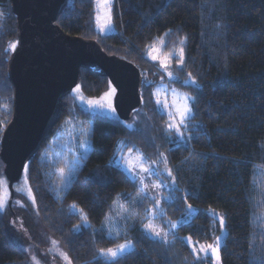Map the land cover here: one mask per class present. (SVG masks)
I'll return each instance as SVG.
<instances>
[{
    "label": "trees",
    "instance_id": "1",
    "mask_svg": "<svg viewBox=\"0 0 264 264\" xmlns=\"http://www.w3.org/2000/svg\"><path fill=\"white\" fill-rule=\"evenodd\" d=\"M113 22L115 32L102 35L93 0H68L57 25L134 64L144 78V106L130 129L71 106L72 94L62 100L55 126L25 168L38 225L70 264H211L197 260L184 238L212 243L223 217L220 264H264V0H115ZM16 23L11 0H0V142L13 115L8 61L17 44ZM159 41L164 56L184 49L183 65L171 78L146 60ZM162 73L177 85L196 88L184 141L167 129L155 101ZM109 85L108 79L81 70L84 95L97 97ZM121 143L124 153L140 149L172 185V201L163 202L167 218L177 220L195 210L167 242L142 229L153 201L116 164ZM56 151L67 159L87 152L64 192L53 171L62 165L52 162ZM3 168L0 159V179ZM14 187L13 202L18 198ZM73 205L79 213L71 212ZM115 206L135 209L137 218L124 233L116 221L118 233L110 236L104 225L119 214ZM20 211L13 216L0 210V264H27L12 237L22 227ZM126 242L132 249L117 260L100 256L101 250Z\"/></svg>",
    "mask_w": 264,
    "mask_h": 264
},
{
    "label": "water",
    "instance_id": "2",
    "mask_svg": "<svg viewBox=\"0 0 264 264\" xmlns=\"http://www.w3.org/2000/svg\"><path fill=\"white\" fill-rule=\"evenodd\" d=\"M67 4L68 0H11L17 19V45L8 61L14 103L0 142L10 209L14 186L50 135L62 100L79 85L81 70L109 80L121 121H131L144 106V78L134 64L109 55L95 40L66 34L57 25Z\"/></svg>",
    "mask_w": 264,
    "mask_h": 264
},
{
    "label": "rangeland",
    "instance_id": "3",
    "mask_svg": "<svg viewBox=\"0 0 264 264\" xmlns=\"http://www.w3.org/2000/svg\"><path fill=\"white\" fill-rule=\"evenodd\" d=\"M94 2V11H95V19H96V2ZM115 0H111V26L105 28L103 31H101L100 26H98L96 22V28L98 32H100L102 35H109L115 32V25L113 22V8H114ZM17 44H15L16 47ZM13 47V51L15 49ZM160 50L159 56L160 58H163L164 55L162 54L163 45L160 44V41L153 46ZM179 52V51H178ZM178 52L173 55L169 62H168V68L167 71L163 67H161L159 63V59L153 60L151 56L147 53L146 60L151 63L157 70H161L164 72H173V69H180L183 65L180 62ZM173 58L175 60H173ZM173 62V63H172ZM172 73V74H173ZM163 74V82L158 84L154 90L155 95V101L157 103V99L159 98L161 101V104L158 105L160 111L162 114H164L167 118V129L169 131L175 132L179 140L184 141L186 139V136L184 135L185 132V125H187L188 119H190L193 115V103L195 100V90L196 88L190 87V86H184V85H177L173 80L168 79V77ZM79 88V92L76 91V89ZM113 89L112 85L107 86L105 91L97 96V97H88L84 95L81 87L78 85L74 90L72 91V95L69 96L67 103L71 106L74 105L76 109L83 108L84 110L94 114L98 115L100 117H106L113 121L121 122L126 127L132 129L134 128V123L136 121V118H133L129 122H123L121 121L116 113L113 107V99L115 93L111 96V108L108 106L107 100H102L101 98L105 97L106 94L110 93ZM173 91H175V96L173 95ZM157 93H159V96L157 97ZM180 97H187V104L189 108L191 109V112L188 114L187 119L185 120L184 125L179 124V116L175 115V109L171 107L174 100L177 101V103H183V101L179 100ZM100 101L104 106L100 107L99 105H89L88 101ZM164 101H167L169 107L164 108L163 103ZM169 112L173 113V116H169ZM170 123L177 124L180 129V134L177 133L175 129H169L168 125ZM124 145L120 144V150L116 157V164L121 167L122 170L125 171V173L129 176L130 179L137 182L138 187L140 189L141 195L143 197H146L153 201V205L150 208L149 212L146 215V218L144 219L142 229L143 231L153 239L161 240L159 237H155L153 234H150L149 232L145 231L144 225L149 223V221L152 222V224L156 227L158 231L163 233H168L167 240L170 235L175 234L177 228L183 224L188 223L192 216L195 214V210H188L184 217L179 218L177 220H172L170 218H167L164 210H163V202H171L173 199V193H172V185L168 182V180L164 177L163 172L160 168L157 167V165L149 161L145 158L144 154L141 152L140 149H134L132 151H129L127 153L123 152ZM86 148L90 149V141H88ZM87 153V152H86ZM86 153H82L80 155H74L69 157L67 159L66 153L63 155L60 151H56L53 155L52 162L54 165L57 163H61V166H53V171H56V175L59 181V190L61 192H64L67 190L71 180L75 177L77 170L82 165L83 158H85ZM140 155L143 158V164L145 167L149 168L150 172H140L139 168H133L132 171L128 170V162L131 161L133 163H136V157L137 155ZM63 157V159H62ZM62 159V160H61ZM57 165V164H56ZM1 179H0V198L4 201L3 209L1 210L3 213L10 212L13 216H15L14 210H20L22 211V214L19 212V216H21V222L22 227L20 229L14 230V234H12V237L14 241L17 243V245L24 250V252L27 255V264H69L68 259L65 260L64 256H66V253L60 249L57 241L52 238L41 226L38 225L36 221V217L32 213V208L30 207L33 203L32 194L29 196V186L27 181V173L26 170L23 173L22 179L20 182L16 185V192L18 194V198L13 202L12 208L10 209L8 206L9 198H10V192L8 189V182L4 176L3 173H1ZM144 180V185L142 186L140 184V179ZM153 185H160L159 188L153 187ZM31 192V191H30ZM155 198V199H153ZM26 201V203H25ZM116 209L119 208L120 212L119 214L115 216V219L112 220V218L109 219V221L105 222L104 228L108 235L115 236L116 233H118V226L120 229L119 233H124L127 231V224L134 221L136 217V210H131L124 208L122 206L118 207L115 206ZM23 211H26L25 214ZM72 213H79V210L77 208L71 209ZM117 221V225H116ZM172 224H175L176 227L172 228ZM225 236L224 228L221 230L220 228V235L217 237L221 238V245L223 243ZM188 237L184 238V241L187 243V245L190 247V250L192 251V245L188 242ZM216 239V238H215ZM215 239L212 243L215 242ZM192 240V239H191ZM55 242V243H53ZM128 243V242H127ZM131 244V243H130ZM192 244L196 245L198 247L199 244L192 240ZM132 246V244H131ZM132 247L127 250L125 253L130 251ZM61 253L63 255H61ZM124 253V254H125ZM193 253V252H192ZM67 257V256H66ZM201 260H209L211 264H215V261L209 258H205L203 253H200Z\"/></svg>",
    "mask_w": 264,
    "mask_h": 264
},
{
    "label": "snow or ice",
    "instance_id": "4",
    "mask_svg": "<svg viewBox=\"0 0 264 264\" xmlns=\"http://www.w3.org/2000/svg\"><path fill=\"white\" fill-rule=\"evenodd\" d=\"M95 2H96V22H97L98 26H100L101 31H103L105 28L111 26V20H112V17H111V0H95ZM160 44L163 45L164 42L160 41ZM180 44L183 45L184 40H181ZM12 47H15V45H13ZM159 52H160L159 49L152 47L149 49L148 54L151 56V58L153 60L159 59V63L161 65V67H163L165 69V71H167L168 62H169L172 54L170 53L167 56L160 58ZM183 52H184V49H183V47H181L179 49V52H178L179 59H180L181 63L183 61ZM168 76H169V78H171L172 73L168 72ZM186 83H187V81H186ZM76 91L79 92V88H77ZM114 93H115V89L113 88L110 93L106 94L105 97L101 98L102 100L108 101L109 108H111V96ZM156 95L158 97L159 93H157ZM173 95L174 96L176 95L175 91H173ZM187 99H188L187 97H180L179 100L183 101V103H177V101L174 100L172 105H171V107L173 109H175V115H178L180 118L179 119L180 125L185 124V120L187 119L188 114L191 112V109L189 108V106L187 104ZM88 104L89 105H99L100 107L104 106L100 101H91L90 100V101H88ZM160 104H161V101L158 98L157 99V105H160ZM163 107L164 108L169 107L167 101H164ZM112 110L114 111V109H112ZM169 116L172 117L173 113L169 112ZM168 127H169V129H175L177 131V133L180 134V129H179L177 124L170 123L168 125ZM142 161H143V158L138 154L136 157V163H133L131 161L128 162V170L132 171L133 168L138 167L140 172H150L151 170L149 168L145 167ZM169 175H171L170 172H169ZM140 184L142 186H145L144 180L142 178L140 179ZM153 187L159 188L160 185H153ZM29 196H31L30 190H29ZM153 199H155V198H153ZM3 206H4V201L2 198H0V210L3 209ZM188 207H189V209H191V205H189ZM73 208H75V205H73ZM85 220H86V217H85ZM219 224H220L221 230H223V228H224V218L223 217H219ZM171 226H172V228L176 227L175 224H172ZM144 229H145V231L149 232L150 234H153L155 237H159L164 242H167L168 233L162 234L160 231H158L156 229V227L152 224L151 221H149V223L144 225ZM187 239H188L189 244L192 245V252H193L194 257L197 260L201 259L200 253H203L205 258H209V259L214 260L215 264H220V254H219L220 248H221V238L220 237H216L215 242L213 244H199L198 247L196 245L192 244L191 237H188ZM53 243H55V242H53ZM131 247H132L131 244L127 243V242L124 244H119V245H117V247L115 249L109 248L106 251L101 250L100 256L114 261V260H117L120 256H122ZM61 255H63V254L61 253ZM64 259L67 260V257L64 256ZM69 264H70V262H69Z\"/></svg>",
    "mask_w": 264,
    "mask_h": 264
}]
</instances>
